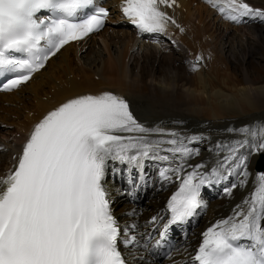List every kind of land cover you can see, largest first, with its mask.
<instances>
[{
  "label": "snow or ice",
  "instance_id": "6c2138e0",
  "mask_svg": "<svg viewBox=\"0 0 264 264\" xmlns=\"http://www.w3.org/2000/svg\"><path fill=\"white\" fill-rule=\"evenodd\" d=\"M207 2L235 23L264 20V10L245 0ZM175 3L123 0L120 10L140 32H163L169 22L176 23L163 9ZM108 16L97 0H0V91L28 82L66 44L103 28ZM259 131L264 133V127ZM199 139L145 126L129 102L111 92L80 95L60 104L35 124L14 157L17 163L0 177V264H127L118 244L142 245L136 223L122 230L113 214L103 183L108 161L141 172L145 161H160L161 181L170 182L174 176L180 180L167 203L170 218L160 232L163 239L172 225L188 222L205 207L200 199L203 185L229 176H238L240 187L247 184L248 157L239 155L246 141L217 143V165L205 172L203 163L188 164L200 154L189 147ZM236 187L226 188V194ZM158 219L152 217L151 223ZM155 246L161 247V242ZM193 259L195 264H264V172L256 174L252 192L231 215L202 233Z\"/></svg>",
  "mask_w": 264,
  "mask_h": 264
},
{
  "label": "bare ground",
  "instance_id": "6f19581e",
  "mask_svg": "<svg viewBox=\"0 0 264 264\" xmlns=\"http://www.w3.org/2000/svg\"><path fill=\"white\" fill-rule=\"evenodd\" d=\"M120 1L105 0V5L111 8L110 24L98 36L81 45L64 47L25 85L9 94L0 93V117H11L12 111L11 118L17 120L15 128L21 136L17 142L0 144V152L9 153L5 168L0 169V177L13 169L17 163L14 157L21 153L32 126L48 112L68 99L106 91L123 95L136 119L149 128L174 131L182 136L214 134L204 130L214 128L218 143L232 145L246 141L239 149V155L248 157L250 175L247 184L240 187V178L229 176L227 179L214 178L209 184L210 190L201 187L205 207L199 209L194 221L180 231H174L177 246L165 262L156 260L153 251L156 238H149L155 229L163 228L167 222L168 197L180 181L175 176L168 183L159 180V169L164 166L160 161H146L143 173L118 161L107 163L104 185L112 200L114 215L122 230L126 225L136 223V233L142 245L123 249L126 256H130L129 263L195 264L193 258L201 232L231 215L232 210L252 192L257 174L253 165L260 154L264 155V149H259L264 144V133L259 131L264 127V77L259 78V69H264V20L244 18L241 23H235L225 19L207 0H179L180 9L174 15L183 31L176 36L175 46H164L162 41L151 45L134 39L118 14ZM248 1L264 10V0ZM248 24L259 28L231 29ZM107 31L111 34L107 35ZM96 47L105 52L104 57L97 55L84 69L80 61L88 56L89 49L93 52ZM197 57L201 59L193 70L191 62L195 64ZM185 62L183 71L181 66ZM9 126L11 123L6 124ZM228 126H233L235 133L233 129L226 132L224 129ZM245 128L256 130L257 134H246L242 131ZM230 132L231 136H227ZM23 135L25 138L21 142ZM216 144H200V154L188 164L203 163L206 167L202 171L208 169L210 172L219 158ZM129 180L134 181L133 190ZM232 184L237 187L231 195L224 194L223 190ZM127 200L130 205L124 204ZM226 200L228 203L224 205ZM133 210L136 214L128 215ZM154 216L159 219L152 224Z\"/></svg>",
  "mask_w": 264,
  "mask_h": 264
},
{
  "label": "rangeland",
  "instance_id": "374dc122",
  "mask_svg": "<svg viewBox=\"0 0 264 264\" xmlns=\"http://www.w3.org/2000/svg\"><path fill=\"white\" fill-rule=\"evenodd\" d=\"M193 7H195V4L193 3ZM252 28H259V26H255L254 24H248L244 27H231V29H252ZM111 34V31H107V35ZM112 38V37H111ZM110 38V39H111ZM118 44H119V41H118ZM120 47L122 46L119 45ZM91 53V54H90ZM113 53H114V49H113ZM104 54L105 52L102 51L101 49H98L97 47L95 48V50H93L92 52V49H89V53H88V56L87 57H84L82 58V60L80 61V64L81 66L86 69L88 68V66L90 65L89 62L90 61H94L95 60V57L97 55H101L104 57ZM260 55H257V57L259 58ZM174 57H177L176 55H174ZM188 60V59H187ZM97 62V61H96ZM187 62H190V61H187ZM191 66H193V63H191ZM262 66V64L260 65ZM264 67V66H263ZM90 68V67H89ZM181 68L183 69V71H185L186 69V62L184 65L181 66ZM91 69V68H90ZM260 76L264 77V69L263 68H260L259 69V78ZM96 79V78H95ZM5 107V106H4ZM1 115V114H0ZM10 116L12 117V111L10 112ZM11 117H6L5 115H2V118L0 117V127H2V130H0V144L2 142H17L15 139H17L16 137H14V134H20L18 133L17 129L15 128V124L17 122V120H14L13 118ZM2 120V121H1ZM14 122V126L12 125ZM248 122V120L246 121ZM11 123V127H6V124H10ZM189 125V123H186ZM5 126V127H4ZM8 126V125H7ZM234 127L233 126H228L226 127L224 130L226 132L228 131H232ZM15 129V130H14ZM207 129V130H206ZM214 128H211V130L209 128H205L204 130L206 131H211L212 133L214 134H200L198 137H200L199 140L193 142L192 144H190V147L192 148H195V149H199L200 151V144H204V145H213V143H218L219 141H217V135H216V132L213 131ZM192 130V129H191ZM202 130V131H204ZM16 131V132H15ZM234 133H235V129H233ZM14 132V133H12ZM182 133V132H181ZM231 134L230 133H227V136H229ZM205 135V136H204ZM16 136V135H15ZM192 135H185V137H190ZM194 136V135H193ZM231 136V135H230ZM15 138V139H13ZM210 138V139H209ZM204 139V140H203ZM8 157H9V153L4 151V152H0V169H4L6 164H7V161H8ZM207 170H205V172H207ZM160 180V178H159ZM165 183H168V182H165ZM228 203V200L225 201L224 205H226ZM133 205H134V201H133ZM136 206V205H134ZM228 216V215H227ZM198 234V233H197Z\"/></svg>",
  "mask_w": 264,
  "mask_h": 264
},
{
  "label": "water",
  "instance_id": "95a60500",
  "mask_svg": "<svg viewBox=\"0 0 264 264\" xmlns=\"http://www.w3.org/2000/svg\"><path fill=\"white\" fill-rule=\"evenodd\" d=\"M264 157L263 156H260L258 161H257V166H256V169L257 171H264Z\"/></svg>",
  "mask_w": 264,
  "mask_h": 264
}]
</instances>
